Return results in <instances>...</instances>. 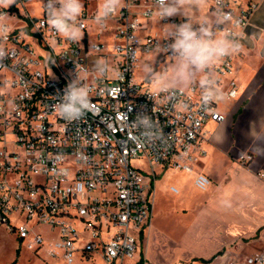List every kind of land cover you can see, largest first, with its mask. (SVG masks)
<instances>
[{
    "label": "built area",
    "instance_id": "1",
    "mask_svg": "<svg viewBox=\"0 0 264 264\" xmlns=\"http://www.w3.org/2000/svg\"><path fill=\"white\" fill-rule=\"evenodd\" d=\"M137 1L121 0L115 15L99 21L100 6L83 7L76 41L47 23V1L37 18L20 12L18 0L0 6L7 28L0 34V224L35 254L44 246L64 264H159L135 259V234L151 218L153 165L190 171L208 137L206 123L225 119L219 103L238 94L234 59L261 0H211L213 17L194 25L216 31L224 20L217 34L230 33L242 47L214 61L200 80L165 87L151 83L154 69L133 78L139 53H156L154 67L173 60L163 47L169 24L185 18L161 19L154 0L132 13ZM22 19L24 26L15 25ZM71 89H83L88 104L66 120L58 112ZM139 157L151 167L150 180L131 163ZM194 183L204 189L209 178L198 173ZM37 226L56 239L47 241ZM243 264H264V244Z\"/></svg>",
    "mask_w": 264,
    "mask_h": 264
},
{
    "label": "crops",
    "instance_id": "2",
    "mask_svg": "<svg viewBox=\"0 0 264 264\" xmlns=\"http://www.w3.org/2000/svg\"><path fill=\"white\" fill-rule=\"evenodd\" d=\"M210 2L204 0L199 10L187 9L192 21L213 17L209 10ZM81 3L92 12L102 0H81ZM149 5L147 0H138L130 11L138 13ZM152 8L155 12L156 8ZM151 25V28L158 27L155 17ZM263 31L264 0H261L244 28L243 49L234 59L238 94L219 103V110L225 119L218 124L206 123L205 129L209 134L201 142L200 149L194 151L196 160L190 171L158 165L164 171L174 172L172 175L176 178L169 190L183 211L188 209L193 213L190 226H195L194 243L199 247L194 257L208 264H243L244 257L255 249L251 248L250 253L242 256L234 251L245 249L248 245L261 247L264 244ZM246 154L251 155L248 161L243 158ZM198 173L209 178L204 189L194 183ZM155 178L154 169L152 189ZM149 225L150 221L144 231ZM141 255L147 259L145 252Z\"/></svg>",
    "mask_w": 264,
    "mask_h": 264
},
{
    "label": "rangeland",
    "instance_id": "3",
    "mask_svg": "<svg viewBox=\"0 0 264 264\" xmlns=\"http://www.w3.org/2000/svg\"><path fill=\"white\" fill-rule=\"evenodd\" d=\"M45 1L47 0H18L17 6L20 12H27L30 16L37 18L43 15ZM15 25L24 26L25 20H18ZM158 29L159 27L156 28V30ZM35 50L39 51L37 47ZM139 58L133 78L141 81L151 69H154L152 73L154 79L151 82L154 86L158 85L160 77L170 76L176 64L174 58L167 60L166 65L159 62L154 67L156 59L154 52L139 53ZM40 67L42 68V65ZM200 79L201 72H197L191 80ZM191 80L185 81L182 78H177L175 82L168 81L167 85L183 86ZM131 163L141 170L146 179H151V167L143 158L132 159ZM153 168L156 171V178L150 194L152 202L150 225L142 235L135 234L137 242L135 259L145 252L149 262H158L159 264H208L205 260L194 257L197 255L199 247L194 243L195 226H190L193 222V213L188 209L183 211L174 194L169 190V186L174 183L176 178L175 175H172L174 172L164 171L158 165H153ZM192 192L194 190H191ZM35 231L41 232L47 241L56 239L45 226H37ZM26 242V240L19 242L14 233L8 232L0 224V264H64L62 260L48 256L44 246L35 254L32 249L26 246ZM259 247L260 245H248L245 249L233 253L242 256L250 253L251 248L254 250ZM88 263V261L76 259L73 264Z\"/></svg>",
    "mask_w": 264,
    "mask_h": 264
},
{
    "label": "clouds",
    "instance_id": "4",
    "mask_svg": "<svg viewBox=\"0 0 264 264\" xmlns=\"http://www.w3.org/2000/svg\"><path fill=\"white\" fill-rule=\"evenodd\" d=\"M12 2L13 0H0V6L7 7ZM203 3L204 0H154V6L161 19L177 16L185 18L182 23L169 24L170 42L163 47L173 54L176 64L170 76L159 78L158 87H165L168 81L175 82L177 78L189 81L195 73L205 71L214 61L229 56L242 47L231 38L230 33L217 34L218 25L224 20L218 22L216 31L211 27H205L204 24L199 27L194 25L187 9L199 10ZM120 6L121 0H102L96 20L115 15ZM82 8L81 0H47L45 4L47 23L56 33L68 40L76 41L82 35V25L78 26ZM6 31L3 15L0 14V34ZM64 99L65 102L59 106L58 114L66 120L80 116L88 104L83 89H71Z\"/></svg>",
    "mask_w": 264,
    "mask_h": 264
},
{
    "label": "trees",
    "instance_id": "5",
    "mask_svg": "<svg viewBox=\"0 0 264 264\" xmlns=\"http://www.w3.org/2000/svg\"><path fill=\"white\" fill-rule=\"evenodd\" d=\"M150 71H152V69Z\"/></svg>",
    "mask_w": 264,
    "mask_h": 264
}]
</instances>
